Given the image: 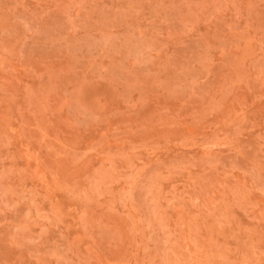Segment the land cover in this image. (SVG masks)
Wrapping results in <instances>:
<instances>
[{"label": "rangeland", "instance_id": "rangeland-1", "mask_svg": "<svg viewBox=\"0 0 264 264\" xmlns=\"http://www.w3.org/2000/svg\"><path fill=\"white\" fill-rule=\"evenodd\" d=\"M0 264H264V0H0Z\"/></svg>", "mask_w": 264, "mask_h": 264}]
</instances>
